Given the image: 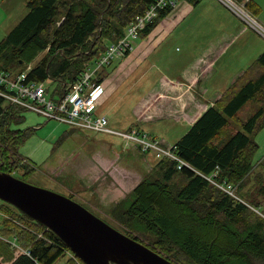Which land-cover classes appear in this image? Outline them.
<instances>
[{"label": "trees", "instance_id": "obj_1", "mask_svg": "<svg viewBox=\"0 0 264 264\" xmlns=\"http://www.w3.org/2000/svg\"><path fill=\"white\" fill-rule=\"evenodd\" d=\"M153 1L27 0L25 14L0 39V69L23 71L25 63L47 50L27 69L26 79L56 80L62 87L105 51V40L112 43L124 36L126 26ZM184 1L196 5L201 0ZM244 7L253 16L260 10L252 0ZM170 10L160 9L139 35L148 34ZM249 102L251 109L243 116ZM3 103L0 97V169L13 174L20 168L18 178L25 180L35 165L19 158L17 148L31 129L12 128L21 122L23 108ZM262 126L264 50L171 145L187 166L178 168L176 161L153 155L151 170L111 210L121 231L175 264H264V215L256 201V197L264 200V177L256 172L250 180L254 167H262L261 161L253 163L258 148L253 137ZM249 182H254L253 190L245 189ZM1 202L14 212L0 219L1 232L16 237L28 254L19 251L10 256L14 246L1 241L0 264H57L69 251L42 224ZM63 264L84 263L69 256Z\"/></svg>", "mask_w": 264, "mask_h": 264}, {"label": "rangeland", "instance_id": "obj_2", "mask_svg": "<svg viewBox=\"0 0 264 264\" xmlns=\"http://www.w3.org/2000/svg\"><path fill=\"white\" fill-rule=\"evenodd\" d=\"M26 1L0 0V39L25 14ZM163 18H160L157 24L159 22L163 23ZM260 37L264 42V38ZM138 39L134 38L132 41L137 42L139 41ZM108 44L109 41L105 40L104 45L107 46ZM102 46L100 45V48ZM46 52L47 50L39 51L31 62L24 64L25 70L44 57L47 54ZM183 52L184 45L181 40L169 37L165 39V42L159 49H156L154 54L150 55V62L155 57L168 59L170 65L168 62L164 65L170 67L173 64V67L176 69L178 68L176 61ZM113 62V65L108 66V72L118 63L115 58ZM89 66L93 67V62ZM186 66L188 68L190 65ZM103 72L104 69H99L97 76ZM183 72L182 70L175 71L173 75L180 79V75ZM156 78L157 75L150 72L148 75L139 78L136 85H132V78L124 79L116 87L118 89L113 92L103 107L101 106L102 110L113 108L117 113L122 112L124 120L119 126L128 125L132 120L136 119L134 101L148 97L150 92L155 93L152 90V86L154 85L153 79ZM44 86L47 88L46 97L50 98L53 96L54 99H57L61 89L60 83L56 80L47 79L44 81ZM148 86H150V90L147 89ZM174 102L175 100H171L169 104H174ZM7 103L4 100L3 105ZM250 109L251 103L249 102L243 108V116ZM185 111V113H182L181 110L175 112L173 109H163L161 112L155 114L154 118L144 123H139V126L144 128L146 133L154 135L162 146L169 147L188 129V108ZM19 115L21 122L12 125V128L20 130L28 128L31 129V132L26 140L17 148V155L24 162L30 160L35 165V170L30 172L25 181L69 196L114 228L120 231L123 230L122 226L111 214V210L151 170L153 166L152 160L154 159L153 152H143L133 145L125 147V140L118 134L95 133L86 129H71L72 127L69 124L56 119H47L43 114H39L32 109L23 108L19 112ZM240 115L242 116V113ZM111 128L117 131H125L126 129L125 127ZM68 132L70 133L67 134ZM253 138L258 145L253 156V163L256 165L264 159V126L256 132ZM99 154L104 155L107 160H103L100 157L102 161L93 159L94 155ZM261 164L262 167L257 165L254 167L250 180L253 181V175L256 172L264 177V160L261 161ZM21 173L22 170L18 168L13 174L19 177ZM253 186L254 182H249L245 189L253 190ZM256 201L261 203L262 207H260V210L263 212L262 215H264V200L256 197ZM3 204L0 200L1 220L9 218V214L14 213L9 209L11 208L9 205L5 204L6 206H4ZM255 212L257 211L255 210ZM17 221L23 227V222ZM1 234L5 235L2 232ZM1 241L3 242L4 240L0 239V244ZM5 242L10 243L9 241ZM22 249L25 248L20 245V248H15L14 251L9 252V255H16ZM65 252L64 256L56 261L57 264H63L66 258H68L67 256L71 255L67 251ZM72 257L75 258L76 256L72 253ZM4 259L8 260L9 258Z\"/></svg>", "mask_w": 264, "mask_h": 264}, {"label": "crops", "instance_id": "obj_3", "mask_svg": "<svg viewBox=\"0 0 264 264\" xmlns=\"http://www.w3.org/2000/svg\"><path fill=\"white\" fill-rule=\"evenodd\" d=\"M231 1L240 9L234 11L222 0H201L196 5L178 1L162 19L163 23L156 24L148 34L139 35L136 38L139 41L132 42V49L128 53L115 57L118 63L110 72L107 69L114 64L113 61L102 67L104 72L98 76V80L103 92L97 101L96 113L108 118L110 129L125 127L127 131L135 128L146 133L139 123L154 118L163 109L185 113L187 108L189 128L208 106L213 105L251 67L264 50V42L260 37L264 36L251 25L252 20H255L264 27V0H252L260 7L254 16L242 9L247 0ZM169 37L181 40L184 45V52L176 61V69L173 64L170 67L164 65L167 62L170 65L168 59L155 57L150 62V55ZM186 65L190 66L186 68ZM179 70L184 71L180 79L173 75ZM150 72L157 75L152 86L155 93L150 92L148 97L136 99V119L128 125L119 126L124 120L122 112L117 113L113 108L102 110L103 105L124 79L132 78V85H136L139 78ZM147 89L150 90V86ZM171 100H175L174 104H169ZM99 157L107 160L101 154L94 155L93 159L101 160Z\"/></svg>", "mask_w": 264, "mask_h": 264}, {"label": "built area", "instance_id": "obj_4", "mask_svg": "<svg viewBox=\"0 0 264 264\" xmlns=\"http://www.w3.org/2000/svg\"><path fill=\"white\" fill-rule=\"evenodd\" d=\"M222 1L234 11L240 9L231 0ZM177 2V0H154L142 14L136 15L126 26L124 36L106 46L105 51L94 61L93 67L87 65L77 79L62 85L57 99H54L53 96L46 97L47 88L44 86V81H27V69L18 73L0 69V97L9 104L32 109L43 114L47 119H56L75 129L116 133L125 140V146L133 145L140 147L142 151L153 152L155 157L172 159L177 162L178 168L182 165L187 166L186 162L173 153L171 146L164 147L158 139L139 132L135 128L123 132L114 131L108 127V118L103 114L96 113L97 101L103 92L97 71L108 65L114 57L123 55L126 50L130 51L132 39L138 37L146 23L156 17L160 9L173 8ZM251 25L264 36V27L261 24L252 20ZM207 178L210 179V177ZM210 180L212 181V179ZM212 182L220 186L221 189L229 191L227 187H223L215 181ZM1 225L0 223V239L9 241L16 249L20 248L16 237L9 238L1 234ZM20 252L28 254L26 249H22ZM67 252L72 256L71 251Z\"/></svg>", "mask_w": 264, "mask_h": 264}, {"label": "water", "instance_id": "obj_5", "mask_svg": "<svg viewBox=\"0 0 264 264\" xmlns=\"http://www.w3.org/2000/svg\"><path fill=\"white\" fill-rule=\"evenodd\" d=\"M0 200L53 232L84 264H175L69 196L1 169Z\"/></svg>", "mask_w": 264, "mask_h": 264}, {"label": "flooded vegetation", "instance_id": "obj_6", "mask_svg": "<svg viewBox=\"0 0 264 264\" xmlns=\"http://www.w3.org/2000/svg\"><path fill=\"white\" fill-rule=\"evenodd\" d=\"M0 163H2V161H0Z\"/></svg>", "mask_w": 264, "mask_h": 264}]
</instances>
